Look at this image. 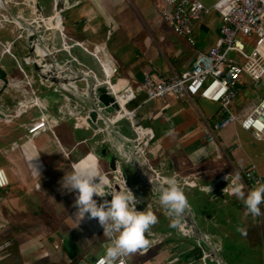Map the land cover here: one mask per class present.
I'll use <instances>...</instances> for the list:
<instances>
[{
    "label": "crops",
    "instance_id": "0c3cea01",
    "mask_svg": "<svg viewBox=\"0 0 264 264\" xmlns=\"http://www.w3.org/2000/svg\"><path fill=\"white\" fill-rule=\"evenodd\" d=\"M52 1L47 15L52 13ZM72 1L76 6L70 12H77V15L72 19L67 17V33L87 45L104 48L119 67L118 78L136 86L142 72L153 67L167 78L190 67L195 50L160 19L158 0ZM200 1L211 7L217 0ZM212 17L208 30L202 28L194 33L196 50H207L219 36L221 18L217 14ZM75 53L83 56L78 49ZM89 58L92 62L85 63L98 70L95 61ZM4 60L2 64L12 76ZM243 84H246L245 78ZM41 98L49 109L48 114L58 117L62 97L47 88L43 89ZM195 98L193 102L168 97L166 102L144 103L145 98L141 97L131 105V108L141 106L138 121L155 132V148L149 157L152 165L166 177L200 178L201 188L191 190L188 195L190 209L175 225L163 207L154 203L151 190L144 185L138 170L127 167L128 188L140 201L137 210L149 208L156 215L151 241L160 239L157 243L161 244L149 251L148 247L137 250L125 256V261L127 264H264L263 218L245 215L242 200L225 192L218 182L222 175L241 173L250 164H255L262 173L264 170L241 139L242 130L238 126H233V132H220L214 142H207L205 129L219 119L220 108L212 116L205 117L197 109ZM3 100L7 109L15 108V98L6 95ZM36 114L31 111V115ZM25 122L27 119L23 118L17 127L2 123L0 128V168L10 172L9 187L0 189V243L9 240L13 244L10 253L0 258V264H92L103 255L109 238L103 235L95 218L79 220L75 217V194L61 189V179L65 172L72 170L70 162L76 163L90 154L99 158L104 171H109L114 154L100 143L101 136L92 139L68 119L62 120L56 132L61 147L70 153L69 158L63 156L59 143L49 133L37 136L29 144L28 156L9 152L2 139L12 131L24 132L20 125ZM119 130L131 135L127 123L121 124ZM83 140L87 143L74 148ZM198 149L203 151L197 152ZM31 163L38 172L33 170ZM194 192L203 198L195 197ZM203 205L204 210H201ZM164 213L166 218L162 217ZM192 222L200 227L201 234L193 229ZM190 227L198 236L207 239L210 257L204 259L209 255L205 252L208 249L193 245V240L198 243L199 237L189 233ZM228 242L233 246L231 256L225 251Z\"/></svg>",
    "mask_w": 264,
    "mask_h": 264
},
{
    "label": "built area",
    "instance_id": "2783aa9c",
    "mask_svg": "<svg viewBox=\"0 0 264 264\" xmlns=\"http://www.w3.org/2000/svg\"><path fill=\"white\" fill-rule=\"evenodd\" d=\"M56 3L53 0L52 13L44 15L38 7V0H0V128L2 123L17 127L19 121L26 118L27 122L20 128L24 130L28 143L31 144L42 132L49 133L59 143L63 156L69 158L70 153L61 147L56 129L62 120H71L92 139L101 136L100 143L106 145L118 159L111 168L114 175L112 187L116 182L120 187L125 184L128 187L125 169L131 167L138 170L149 190L152 188L150 180L164 179L166 176L152 165L147 156L155 148L154 130L138 121L141 106L130 108L139 96H144V103L166 102L168 97L188 102L199 97L216 103L220 108L219 119L205 129L208 143L214 142L217 134L230 126H238L249 133L253 141L264 143V98L242 119L230 110L240 94L245 77L253 81L264 78V0H217L211 7L200 0H158L160 19L195 50L194 59L187 70L181 74L173 73L170 78L156 67L143 71L136 86L118 78L119 67L104 48L87 45L69 36L63 12L76 3L73 2L70 7L65 4L61 12L56 11ZM209 14H217L221 18L219 36L207 50H196L194 27ZM253 35L256 37L255 45L250 53H246V46L239 37ZM77 49L91 57L98 70L83 62L75 53ZM231 53L241 56L244 61L238 62L231 57ZM4 59L14 64L19 77L6 72L2 64ZM43 88L51 89L63 99L56 118L48 114L49 109L41 98ZM6 95L16 99L13 110L6 108L3 100ZM102 95L113 101L104 103ZM75 101L85 102L83 112L72 105ZM33 110L36 116L31 115ZM123 123H127L130 136L120 132ZM86 143L87 140H83L74 148ZM90 155L99 160L96 155ZM70 163L71 166L74 164ZM101 171L107 178L110 171L102 168ZM174 176L187 190L201 188L200 178L181 180ZM232 179L233 175L227 174L218 179L227 193H230ZM257 182H264V173L255 164H250L239 173L238 183L245 193ZM9 185L6 171L0 168V189H6ZM151 194L154 203L159 204L158 194L152 191ZM94 198L111 199L110 196ZM260 208L264 220V204ZM189 233L197 235L193 230ZM198 237L199 246L208 249L205 252L209 255L206 254L204 259L210 257L207 239ZM12 245L9 240L0 243V258ZM101 257L92 264H98ZM121 264H127L124 257Z\"/></svg>",
    "mask_w": 264,
    "mask_h": 264
},
{
    "label": "clouds",
    "instance_id": "9594fccd",
    "mask_svg": "<svg viewBox=\"0 0 264 264\" xmlns=\"http://www.w3.org/2000/svg\"><path fill=\"white\" fill-rule=\"evenodd\" d=\"M203 151L198 149L197 152ZM33 160V159H32ZM128 163V160L124 161ZM32 164V163H31ZM33 170L37 167L32 164ZM150 179V177H149ZM239 173L233 174L230 194L242 200L245 215H260V206L264 204V182H257L247 193L238 183ZM151 191L158 194L159 204L174 223L178 222L190 209L189 201L177 178L150 180ZM61 189L75 194V217L79 220L95 218L103 229V235L109 238L107 246L98 264H121V258L146 249L151 242V228L157 217L149 208L137 210L140 201L126 184L118 190L109 184L101 171L99 160L87 155L72 165L61 179ZM111 196L99 203L94 197Z\"/></svg>",
    "mask_w": 264,
    "mask_h": 264
},
{
    "label": "rangeland",
    "instance_id": "374dc122",
    "mask_svg": "<svg viewBox=\"0 0 264 264\" xmlns=\"http://www.w3.org/2000/svg\"><path fill=\"white\" fill-rule=\"evenodd\" d=\"M51 1L52 0H38V7L44 11V13L47 15L49 13V9H51ZM76 6V5H75ZM74 7H72L69 10H66L63 12V17H64V25L65 28L67 27V17L69 16V19H72L74 17H76L77 12L74 13V11L70 12L71 10H73ZM153 10V9H152ZM70 13V15H68L67 13ZM213 14H209L204 16L203 20L200 21L199 23H197L194 27V33L197 34V32L203 28V30H208V26H209V22L213 20L212 17ZM216 21V20H215ZM166 29V28H165ZM153 31V30H152ZM109 39V36H107ZM239 40L246 46V53H250L251 50L253 49L254 45H255V41H256V37L253 35L252 37H239ZM115 50H117V53H123L120 52L117 48H113ZM112 49V50H113ZM177 49H179L177 47ZM179 51V50H178ZM116 52V51H114ZM231 57L235 58L238 62H243L244 60L242 59L241 56L236 55L235 53H231ZM83 62H92L91 59L84 55L82 57H79ZM4 65L7 67L8 70H10L11 72H9L13 77H19L18 72H16L13 63L9 60V59H5L4 60ZM178 67L180 66V63L177 65ZM97 70V69H96ZM37 78V76H36ZM247 77H245V83L241 85L240 88V94L237 97V99L233 102V104L230 106V110L239 118L242 119L244 118L256 105H258L260 103V101L264 98V78L261 81H253L251 79H246ZM82 90L84 92L83 86ZM81 87H78V90H81ZM195 103H196V107L199 110V112H201L205 117H210L212 116L214 113H216V111L219 108V105L216 103H212L210 101L207 100H203V99H197L195 98ZM73 106H76L78 109H76L77 111L83 112L84 109H82V107L85 106V102L80 101V102H72ZM131 108V106H130ZM220 112V110H219ZM234 127L230 126L228 127L225 131L222 132H233ZM43 134V132L41 133ZM241 139L244 141V143H247V147L249 149H251L254 153V155L256 156L255 161L256 163L261 165V168L264 170V143L263 142H255L251 139L249 133L241 131ZM5 148L9 149V152H22V153H26L27 156L29 155L30 149L29 148V144L27 141V137L25 132H21V131H12L9 132V134H7L3 139ZM13 147V148H12ZM13 149V150H12ZM3 154V153H2ZM150 157V154L148 153V155ZM221 158V156H220ZM225 156L223 157V160H225ZM227 161V159H226ZM36 163V161H35ZM257 164V165H258ZM6 173L9 177V170L6 168ZM112 169H109V175L107 177L109 184L111 186L114 185V175L111 173ZM137 181V179H136ZM185 195L187 197V199L189 198V193L191 192L190 189H186L183 188ZM195 195V197H201L203 198V196H200L198 194H196L195 192L192 194ZM98 203L102 200L100 198H96ZM190 202V201H189ZM204 205L201 206V210H204ZM199 208V207H198ZM162 212V210H160V213ZM162 217H167L166 214L164 213L162 215ZM199 223V222H198ZM25 224H28V222H26ZM175 225H177V223H175ZM199 225L202 227V225L199 223ZM200 229V227H199ZM195 239V238H194ZM160 239H156L155 241H151L150 245L147 248V251H149L150 248L155 247L156 244L159 246L161 244V242L157 243ZM193 245H197L198 243L193 240ZM157 246V248H158ZM232 243L228 242L225 243V251L227 256H231L232 255ZM10 252H6L4 255L7 256ZM3 255V256H4ZM2 257V256H1Z\"/></svg>",
    "mask_w": 264,
    "mask_h": 264
},
{
    "label": "water",
    "instance_id": "95a60500",
    "mask_svg": "<svg viewBox=\"0 0 264 264\" xmlns=\"http://www.w3.org/2000/svg\"><path fill=\"white\" fill-rule=\"evenodd\" d=\"M56 1H57V3H56V11H57V12H61V11H63V10H64V5H65V4L68 5V7H70L71 4L73 3L72 0H56ZM2 76L5 77L4 74H2ZM4 88H6V83H5ZM102 99L105 101L104 103H107L108 101H109V102H112V101H113L112 99L108 98V97L105 96V95H102ZM9 127H13V124H10ZM117 161H118V159L115 158V157H113V158L110 159V166H111V168H114V165H115V163H116ZM114 188H116V189L118 190V189L120 188V185L116 182ZM108 196H110V195H108ZM110 197H111V196H110ZM191 226L193 227V229L196 228L195 231H198L199 234H201V232L199 231V228L196 226V224H195L194 222H192V225H191ZM197 228H198V229H197ZM196 234H197V232H196Z\"/></svg>",
    "mask_w": 264,
    "mask_h": 264
},
{
    "label": "trees",
    "instance_id": "16d2710c",
    "mask_svg": "<svg viewBox=\"0 0 264 264\" xmlns=\"http://www.w3.org/2000/svg\"><path fill=\"white\" fill-rule=\"evenodd\" d=\"M43 89H46V88H43ZM141 97H144V96H139L134 104H136V103L138 102L139 98H141ZM58 127H59V126H58ZM56 131H57V130H56ZM109 165H110V164H109Z\"/></svg>",
    "mask_w": 264,
    "mask_h": 264
}]
</instances>
